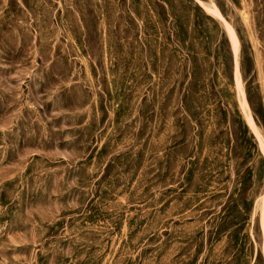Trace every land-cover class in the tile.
<instances>
[{"label":"rangeland","instance_id":"obj_1","mask_svg":"<svg viewBox=\"0 0 264 264\" xmlns=\"http://www.w3.org/2000/svg\"><path fill=\"white\" fill-rule=\"evenodd\" d=\"M0 264H264V0H0Z\"/></svg>","mask_w":264,"mask_h":264},{"label":"bare ground","instance_id":"obj_2","mask_svg":"<svg viewBox=\"0 0 264 264\" xmlns=\"http://www.w3.org/2000/svg\"><path fill=\"white\" fill-rule=\"evenodd\" d=\"M232 38H233V40L235 42L236 52H237V50H238V42H237V39L235 38V36L233 34H232Z\"/></svg>","mask_w":264,"mask_h":264}]
</instances>
